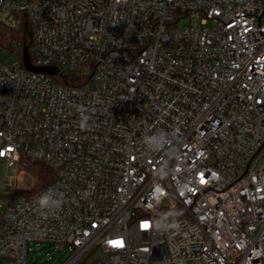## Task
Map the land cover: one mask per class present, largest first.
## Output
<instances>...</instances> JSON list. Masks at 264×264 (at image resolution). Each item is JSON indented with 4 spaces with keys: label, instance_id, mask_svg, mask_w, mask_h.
Masks as SVG:
<instances>
[{
    "label": "built area",
    "instance_id": "built-area-1",
    "mask_svg": "<svg viewBox=\"0 0 264 264\" xmlns=\"http://www.w3.org/2000/svg\"><path fill=\"white\" fill-rule=\"evenodd\" d=\"M3 13L26 15L32 64L59 74L0 57V162L49 164L64 202L39 210L10 181L0 264H30L39 244L68 249L63 264H264V0H0Z\"/></svg>",
    "mask_w": 264,
    "mask_h": 264
},
{
    "label": "trees",
    "instance_id": "trees-1",
    "mask_svg": "<svg viewBox=\"0 0 264 264\" xmlns=\"http://www.w3.org/2000/svg\"><path fill=\"white\" fill-rule=\"evenodd\" d=\"M34 42L33 29L25 14H16L14 22L0 21V57L18 58L22 64L24 51L30 49ZM62 84H80L78 73L66 75L65 79H58ZM19 168L26 171L33 178V184L28 190H22L17 195L35 198L39 193L46 190L55 179V170L49 164L22 157ZM175 219L168 215L162 222Z\"/></svg>",
    "mask_w": 264,
    "mask_h": 264
},
{
    "label": "rangeland",
    "instance_id": "rangeland-1",
    "mask_svg": "<svg viewBox=\"0 0 264 264\" xmlns=\"http://www.w3.org/2000/svg\"><path fill=\"white\" fill-rule=\"evenodd\" d=\"M19 2L21 3L22 1H19ZM0 19L2 21H8V14L6 13L0 14ZM17 177H19L23 181L25 187L32 186L33 178L30 174H28L24 170H21L19 166L9 167L6 163L0 162V193L11 192L12 189L9 186V183L10 181H16ZM22 190H25V189H19L17 193ZM159 212L162 214L163 213H167V214L173 213V211L167 207L161 208ZM32 247L34 251L30 255V264H33V263L63 264L70 256V251L68 249L60 251V250H57L55 247H52L49 244L33 245ZM106 256L107 255L103 254L100 251L95 252L90 257V262H93L100 258H106ZM4 264H13V263L10 260H5Z\"/></svg>",
    "mask_w": 264,
    "mask_h": 264
},
{
    "label": "clouds",
    "instance_id": "clouds-1",
    "mask_svg": "<svg viewBox=\"0 0 264 264\" xmlns=\"http://www.w3.org/2000/svg\"><path fill=\"white\" fill-rule=\"evenodd\" d=\"M167 140L165 133L153 134L145 138V145L152 151L161 150ZM35 204L39 210H60L64 202L63 194L55 190V188H48L35 197ZM178 227V225H173Z\"/></svg>",
    "mask_w": 264,
    "mask_h": 264
},
{
    "label": "water",
    "instance_id": "water-1",
    "mask_svg": "<svg viewBox=\"0 0 264 264\" xmlns=\"http://www.w3.org/2000/svg\"><path fill=\"white\" fill-rule=\"evenodd\" d=\"M23 62H24L25 67L28 70H31V71H34V72H38V73H47V74L53 75V76L59 74V70L57 68H55V67L41 68V67L34 66L32 64L30 53H29L28 49H25V51H24Z\"/></svg>",
    "mask_w": 264,
    "mask_h": 264
},
{
    "label": "snow or ice",
    "instance_id": "snow-or-ice-1",
    "mask_svg": "<svg viewBox=\"0 0 264 264\" xmlns=\"http://www.w3.org/2000/svg\"><path fill=\"white\" fill-rule=\"evenodd\" d=\"M113 243L114 245H117V246H122V242H119V241H114V242H111Z\"/></svg>",
    "mask_w": 264,
    "mask_h": 264
}]
</instances>
